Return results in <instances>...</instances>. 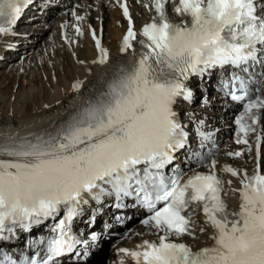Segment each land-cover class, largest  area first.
Instances as JSON below:
<instances>
[{"label": "snow or ice", "instance_id": "obj_1", "mask_svg": "<svg viewBox=\"0 0 264 264\" xmlns=\"http://www.w3.org/2000/svg\"><path fill=\"white\" fill-rule=\"evenodd\" d=\"M167 2L154 0L156 15L140 31L122 4L128 27L119 51L130 55L127 63L115 65L105 90L89 97L55 134L0 145V245L17 230L29 232L56 221L49 225V235L29 242L34 255L16 259L0 246V264H58L81 243L73 219L90 200L102 197L119 202L133 198L145 211L141 223L157 238L143 240L135 250H118L134 264H264V173L259 163L251 175L225 165L222 171L240 177L241 185L226 189L217 161H209L214 152L188 147L189 132L175 110L179 98L192 97L185 83L190 77L225 66L247 72L251 63L262 62L264 16L257 12L264 0H179L174 11L187 19L176 23L166 14ZM31 3L0 0V33H9ZM76 31L82 34L79 27ZM93 39L99 57L92 63L106 65L110 54L95 32ZM232 79L239 81L240 94H228L244 102L236 120L237 143L247 145L248 134L257 132L264 98L250 93L239 75ZM81 87L82 82L73 84L74 91ZM197 135L201 148L212 139L199 128ZM261 140L258 133V160ZM182 151L187 170L176 166ZM229 190L239 193L236 211L224 199ZM193 205L213 230L212 243L198 249L181 242L198 238L197 213L189 211ZM205 232L200 226L199 233Z\"/></svg>", "mask_w": 264, "mask_h": 264}, {"label": "bare ground", "instance_id": "obj_2", "mask_svg": "<svg viewBox=\"0 0 264 264\" xmlns=\"http://www.w3.org/2000/svg\"><path fill=\"white\" fill-rule=\"evenodd\" d=\"M133 10L136 26L149 18L144 6L134 5ZM85 22L95 30L101 46L109 50L108 63H92L99 52L87 25L84 33L75 37L70 28L60 34V23L52 18L48 29L32 36L34 44L22 58L25 61L13 59L0 71V140L5 141L0 145L55 134L89 97L105 90L115 65L128 59L127 53L119 51L126 22L117 9L104 6ZM2 44L0 38V48ZM77 82H82V87L74 91L73 83Z\"/></svg>", "mask_w": 264, "mask_h": 264}]
</instances>
